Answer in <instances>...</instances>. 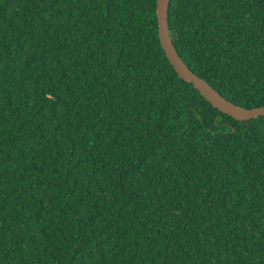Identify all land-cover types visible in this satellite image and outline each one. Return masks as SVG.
<instances>
[{
  "label": "trees",
  "instance_id": "1",
  "mask_svg": "<svg viewBox=\"0 0 264 264\" xmlns=\"http://www.w3.org/2000/svg\"><path fill=\"white\" fill-rule=\"evenodd\" d=\"M156 0H0V264H264V116L181 79ZM182 61L264 106V0H170Z\"/></svg>",
  "mask_w": 264,
  "mask_h": 264
},
{
  "label": "water",
  "instance_id": "2",
  "mask_svg": "<svg viewBox=\"0 0 264 264\" xmlns=\"http://www.w3.org/2000/svg\"><path fill=\"white\" fill-rule=\"evenodd\" d=\"M170 0H156V20L158 26V39L161 48L173 66L178 76L186 82L192 83L193 87L203 96L213 107L221 113L227 114L238 120H249L264 116V106L245 108L234 104L224 98L203 78L195 74L179 57L172 39L170 37L167 13Z\"/></svg>",
  "mask_w": 264,
  "mask_h": 264
}]
</instances>
